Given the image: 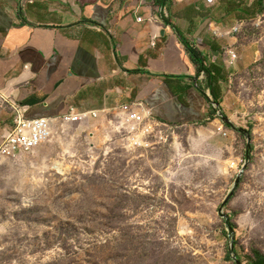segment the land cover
Wrapping results in <instances>:
<instances>
[{"label":"rangeland","instance_id":"1","mask_svg":"<svg viewBox=\"0 0 264 264\" xmlns=\"http://www.w3.org/2000/svg\"><path fill=\"white\" fill-rule=\"evenodd\" d=\"M242 1L244 12L258 0ZM257 9L231 27L234 46L258 59L228 87L241 112L235 129L223 122L228 137L216 118L127 131L118 111L68 127L0 166V264H236L231 243L241 264L264 255V2Z\"/></svg>","mask_w":264,"mask_h":264},{"label":"crops","instance_id":"2","mask_svg":"<svg viewBox=\"0 0 264 264\" xmlns=\"http://www.w3.org/2000/svg\"><path fill=\"white\" fill-rule=\"evenodd\" d=\"M258 1L242 12V0H0V145L16 106L38 119L142 104L162 125L196 126L215 118L213 100L234 123L228 87L258 50L234 46L231 27L258 16Z\"/></svg>","mask_w":264,"mask_h":264},{"label":"built area","instance_id":"3","mask_svg":"<svg viewBox=\"0 0 264 264\" xmlns=\"http://www.w3.org/2000/svg\"><path fill=\"white\" fill-rule=\"evenodd\" d=\"M216 1L207 0V3L215 5ZM164 13L166 14L165 10ZM137 20L141 22L142 18H137ZM156 38L157 36H153L152 45H155ZM240 59L241 55L234 49L230 48L225 52L224 61L228 67H236ZM212 105L216 111L215 118L220 122L218 130L224 137H228L230 132L223 125L225 114L213 100ZM14 113L13 126L5 128L3 132L0 145V166L12 160H19L26 155L36 154L43 146L61 137L60 135L64 134L68 127L89 126L91 120L95 121L100 117L99 111L74 112L71 110L61 117L29 119L27 109L21 106L14 107ZM117 116L121 119L120 126L132 132H153L160 124L154 120L151 111L144 108L142 104H138V109L123 106Z\"/></svg>","mask_w":264,"mask_h":264},{"label":"water","instance_id":"4","mask_svg":"<svg viewBox=\"0 0 264 264\" xmlns=\"http://www.w3.org/2000/svg\"><path fill=\"white\" fill-rule=\"evenodd\" d=\"M224 123H226V124H232V125H233L231 119L228 118V117H225V118H224ZM238 131H239V132H244V133L246 132V131L243 130V129H238ZM249 140H250V141L252 140L251 137H249ZM245 170H247V164L244 165L243 169L241 170L240 174H239L238 177H237V180H236V182H235V184H234L232 190L228 193V195L226 196V198H225L224 201H223V204H222L221 207H220L219 213H221V215H222L223 218H226V219L228 218V215L222 214V210H223L224 206H225V205L228 203V201L230 200L231 196L233 195V191L237 188L238 184L240 183V181H241V176H242V174L244 173ZM229 231H230V232H233V230H232L231 227H229ZM231 251H232V258H233V261H234L236 264H240L239 261L236 259V257L233 256L234 250H233V244H232V243H231Z\"/></svg>","mask_w":264,"mask_h":264},{"label":"trees","instance_id":"5","mask_svg":"<svg viewBox=\"0 0 264 264\" xmlns=\"http://www.w3.org/2000/svg\"><path fill=\"white\" fill-rule=\"evenodd\" d=\"M260 2L263 5L264 0H260ZM238 8V6H236ZM233 9H235V6H232ZM190 54L192 56V59L195 61V63H198L199 65H203V60L200 58L199 53H197L195 50L190 49ZM228 127L234 128V125L228 124ZM230 224V223H229ZM254 257L249 258L245 264H264V255L260 253L259 251L253 252ZM241 264V262L239 261Z\"/></svg>","mask_w":264,"mask_h":264}]
</instances>
